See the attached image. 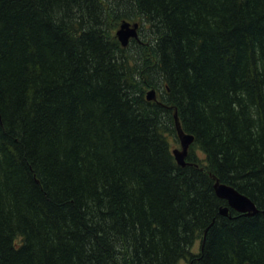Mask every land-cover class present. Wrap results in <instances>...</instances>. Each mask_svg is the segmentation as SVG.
Wrapping results in <instances>:
<instances>
[{"label": "trees", "instance_id": "obj_1", "mask_svg": "<svg viewBox=\"0 0 264 264\" xmlns=\"http://www.w3.org/2000/svg\"><path fill=\"white\" fill-rule=\"evenodd\" d=\"M179 258L264 264V0H0V264Z\"/></svg>", "mask_w": 264, "mask_h": 264}, {"label": "water", "instance_id": "obj_2", "mask_svg": "<svg viewBox=\"0 0 264 264\" xmlns=\"http://www.w3.org/2000/svg\"><path fill=\"white\" fill-rule=\"evenodd\" d=\"M138 27V21L131 22L130 20L123 19L120 22L115 30V34L122 45H126L130 37H137ZM145 95L147 99H155L156 91L154 88H149L146 91ZM174 117L180 146L173 147L172 152L175 156L176 161L179 164L184 165L186 163L185 155L187 153L188 146L192 142L194 136L192 133L185 132L182 129L177 119L176 112L174 113ZM213 187L217 196L226 200V204H223L219 207V213L230 216V213H228L230 208L238 211V213L247 215L255 214L258 212V208L253 200H251V198L246 194L239 191L235 186L216 179L214 181ZM243 264L252 263L249 261H245Z\"/></svg>", "mask_w": 264, "mask_h": 264}, {"label": "rangeland", "instance_id": "obj_3", "mask_svg": "<svg viewBox=\"0 0 264 264\" xmlns=\"http://www.w3.org/2000/svg\"><path fill=\"white\" fill-rule=\"evenodd\" d=\"M132 22H133V21H132ZM174 146L179 147V146H180V145H179V142L175 143ZM199 243H200V239H197V240L195 241L194 245H193V250L196 251V250L199 249ZM175 264H188V262H187V260H186L185 258H179V259L175 262Z\"/></svg>", "mask_w": 264, "mask_h": 264}]
</instances>
